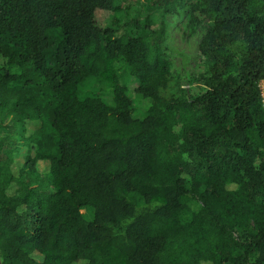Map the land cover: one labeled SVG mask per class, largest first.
<instances>
[{
  "label": "trees",
  "instance_id": "1",
  "mask_svg": "<svg viewBox=\"0 0 264 264\" xmlns=\"http://www.w3.org/2000/svg\"><path fill=\"white\" fill-rule=\"evenodd\" d=\"M125 3L0 0V264H264V0ZM173 13L207 24L188 93Z\"/></svg>",
  "mask_w": 264,
  "mask_h": 264
},
{
  "label": "rangeland",
  "instance_id": "2",
  "mask_svg": "<svg viewBox=\"0 0 264 264\" xmlns=\"http://www.w3.org/2000/svg\"><path fill=\"white\" fill-rule=\"evenodd\" d=\"M121 7V11L114 15L115 22L130 30L129 20L134 17H140L143 19L144 12L140 11L136 5H130V8H126L128 3L125 0H116ZM152 18L157 19V13L151 14ZM165 20L168 24V31L165 38V45L168 48V61L170 63V69L173 74L178 77L179 89L188 93L190 87L188 85V77L193 76L198 71V45L204 35L207 24L202 23L199 25L193 35H188L186 23L187 18L184 14L173 13L167 14ZM4 61L0 60V69L3 68ZM137 82L132 78H128L126 81V95L129 97L132 103V117L134 119H143L145 117L149 102L136 92ZM262 91V98H264V82L260 83ZM195 91V90H194ZM83 92L85 95H97L104 103L112 105V89L106 84L91 80L83 85ZM29 130H33L34 127L29 125ZM192 210L197 209V204L192 203L190 205ZM83 216L90 220L93 215V211L89 208L82 210Z\"/></svg>",
  "mask_w": 264,
  "mask_h": 264
}]
</instances>
